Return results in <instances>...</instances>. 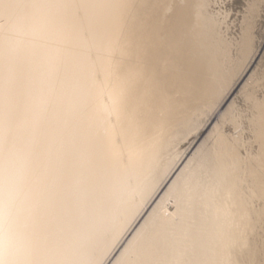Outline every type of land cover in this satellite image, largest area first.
<instances>
[{
    "label": "bare ground",
    "instance_id": "obj_1",
    "mask_svg": "<svg viewBox=\"0 0 264 264\" xmlns=\"http://www.w3.org/2000/svg\"><path fill=\"white\" fill-rule=\"evenodd\" d=\"M215 1L0 0V264H264V0Z\"/></svg>",
    "mask_w": 264,
    "mask_h": 264
},
{
    "label": "rangeland",
    "instance_id": "obj_2",
    "mask_svg": "<svg viewBox=\"0 0 264 264\" xmlns=\"http://www.w3.org/2000/svg\"><path fill=\"white\" fill-rule=\"evenodd\" d=\"M252 0H216L213 5H215V10L217 13L225 12L227 13V22L223 23V26L225 28L224 34L228 35V38L230 36H236L239 34V29L242 25H245V21H243V16L246 14L248 10V4ZM261 1V0H260ZM261 4L263 5L264 2ZM248 15V13H247ZM226 16V14H225ZM246 82V79L244 80V83ZM239 83V82H238ZM237 83V90L235 91L237 93V96L241 97V94L239 93V89L241 88ZM239 86V87H238ZM235 92L232 96L234 98Z\"/></svg>",
    "mask_w": 264,
    "mask_h": 264
}]
</instances>
